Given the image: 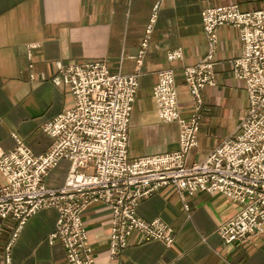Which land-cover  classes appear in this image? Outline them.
<instances>
[{
  "label": "crops",
  "instance_id": "1",
  "mask_svg": "<svg viewBox=\"0 0 264 264\" xmlns=\"http://www.w3.org/2000/svg\"><path fill=\"white\" fill-rule=\"evenodd\" d=\"M157 3L160 12L150 46L138 62ZM232 4L242 11L264 9V0H0V154L14 148L12 132L21 135L35 154L49 151L53 138L43 131V125L73 105L70 88L55 80L57 65L87 61L105 62L112 72L140 74L129 130L130 158L178 149V125L160 120L153 97L158 72L165 68L176 71L181 113L190 115L191 99L182 69L198 63L207 53L201 12L210 5ZM29 44L39 45L31 59L27 55ZM179 47L184 58L170 61L167 54ZM241 52L239 31L232 26L220 27L215 64L218 86L203 91L207 110L192 161L203 159L230 136L219 133L218 140L210 142L206 126L231 116L241 92L248 107L245 85L233 75V61ZM69 168L70 162L62 160L45 183L61 187ZM2 184L0 175V187ZM238 208L218 193L203 192L182 199L175 186L162 188L142 199L137 213L148 221L160 218L169 223L174 242L146 241L135 233L114 264H264V234L230 245H225L219 235L221 225ZM57 218L56 209H43L20 229L18 219L0 218V264H5L7 246L15 233L13 264H69L64 246L48 241ZM83 219L97 264H110V210L93 204Z\"/></svg>",
  "mask_w": 264,
  "mask_h": 264
},
{
  "label": "built area",
  "instance_id": "2",
  "mask_svg": "<svg viewBox=\"0 0 264 264\" xmlns=\"http://www.w3.org/2000/svg\"><path fill=\"white\" fill-rule=\"evenodd\" d=\"M159 12L157 3L138 62L150 46ZM201 16L207 53L198 63L182 69L191 99L190 115L181 113L174 69L160 70L153 88L160 120L178 125V149L130 158L129 130L139 73L112 72L102 61L58 63L55 80L70 88L73 105L43 125V131L53 138L44 154H35L21 135L11 133L14 148L0 154L1 219H18L20 229L39 211L54 208L58 218L49 243L64 246L69 264H97L83 215L91 205L102 204L110 210L109 253L110 264H114L135 233L146 241L174 242L169 223L160 218L145 220L137 207L142 199L175 186L182 199L218 193L239 206L218 230L225 245L264 234V9L242 11L235 4L210 5ZM222 26H232L240 34L242 52L233 61V75L245 85L248 109L233 135L203 159L192 161L191 155L200 145L203 91L218 86L215 64ZM37 47L27 46L29 59ZM167 58L182 60L183 49L169 51ZM62 160L70 162L66 181L61 187H49L45 178ZM185 208L190 206L185 204ZM16 236L7 246L5 264H13L11 247Z\"/></svg>",
  "mask_w": 264,
  "mask_h": 264
},
{
  "label": "rangeland",
  "instance_id": "3",
  "mask_svg": "<svg viewBox=\"0 0 264 264\" xmlns=\"http://www.w3.org/2000/svg\"><path fill=\"white\" fill-rule=\"evenodd\" d=\"M246 96L244 92H241L239 96L237 97V104L234 108L233 112L231 113V116H226L225 119L219 120L220 124H217L216 120L210 121L207 126L206 130H209V140L210 142H213L214 140H218V134L221 135H233L236 127L239 126L240 122L242 121L243 117L247 113L248 107H245L246 103ZM206 105H204L203 111H202V122L204 117V112H206ZM209 127V128H207Z\"/></svg>",
  "mask_w": 264,
  "mask_h": 264
}]
</instances>
